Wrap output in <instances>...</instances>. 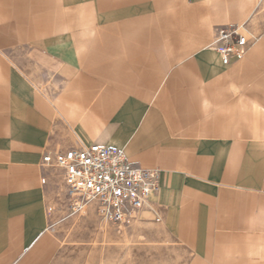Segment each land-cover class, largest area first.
<instances>
[{
    "label": "crops",
    "instance_id": "crops-1",
    "mask_svg": "<svg viewBox=\"0 0 264 264\" xmlns=\"http://www.w3.org/2000/svg\"><path fill=\"white\" fill-rule=\"evenodd\" d=\"M263 4L0 0V264L57 262L43 157L92 144L159 171L138 219L185 264H264ZM216 26L243 57L222 64Z\"/></svg>",
    "mask_w": 264,
    "mask_h": 264
},
{
    "label": "built area",
    "instance_id": "built-area-1",
    "mask_svg": "<svg viewBox=\"0 0 264 264\" xmlns=\"http://www.w3.org/2000/svg\"><path fill=\"white\" fill-rule=\"evenodd\" d=\"M212 46L222 64L228 65L233 58L245 55L249 42L240 27L216 26ZM43 163L60 173L72 212L92 205L102 221L115 227L136 221L158 189V170L136 167L113 147L92 144L69 149L45 155Z\"/></svg>",
    "mask_w": 264,
    "mask_h": 264
},
{
    "label": "rangeland",
    "instance_id": "rangeland-1",
    "mask_svg": "<svg viewBox=\"0 0 264 264\" xmlns=\"http://www.w3.org/2000/svg\"><path fill=\"white\" fill-rule=\"evenodd\" d=\"M56 188L47 206V227L60 244L55 264H185L188 260L187 253L155 220L137 219L115 227L102 221L92 205L72 212L61 176H57ZM104 231L109 235L104 236Z\"/></svg>",
    "mask_w": 264,
    "mask_h": 264
}]
</instances>
